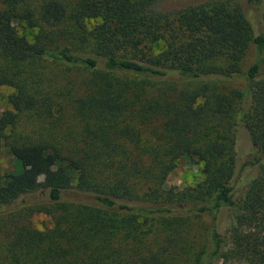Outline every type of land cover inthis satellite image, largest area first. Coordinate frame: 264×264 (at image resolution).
I'll return each instance as SVG.
<instances>
[{
	"label": "trees",
	"instance_id": "1",
	"mask_svg": "<svg viewBox=\"0 0 264 264\" xmlns=\"http://www.w3.org/2000/svg\"><path fill=\"white\" fill-rule=\"evenodd\" d=\"M162 1L0 0L18 165L0 172V264H264V0ZM23 112L41 128L9 138ZM186 155L203 180L164 187Z\"/></svg>",
	"mask_w": 264,
	"mask_h": 264
},
{
	"label": "rangeland",
	"instance_id": "2",
	"mask_svg": "<svg viewBox=\"0 0 264 264\" xmlns=\"http://www.w3.org/2000/svg\"><path fill=\"white\" fill-rule=\"evenodd\" d=\"M31 3L32 7H37L39 0H28ZM205 0H163L159 4V9L162 11H171L174 9H178L184 7L189 4H195ZM99 22L98 19H91L88 24L93 25ZM14 24L20 34L26 35L29 39H32L34 34L37 33V27H29L25 21L23 20H14ZM163 46V41L158 42L157 44H153V51H159ZM253 59V45H250L246 50L245 56L241 62L242 69H246L247 66L252 62ZM48 72L54 73L53 75H57L59 80V85L63 84L66 80V75L72 74V72H67L65 68L62 66H50L48 67ZM75 79L78 80L77 76ZM225 86H243V82L236 80L235 83H223ZM230 84V85H229ZM13 91V88L7 85H0V109L5 110L12 108L8 102V95ZM75 95V94H74ZM73 94L65 99L66 100V111L67 114L70 116V107H72L73 102ZM40 123L35 119L32 118L27 112H23L19 115L17 122L15 125L8 129L9 138L14 137H25L27 135H35L38 129H40ZM18 165L14 161V158L9 153L7 148L5 147L4 143L0 141V172L3 170H10L16 168ZM202 163H195L194 160L190 155L181 156L178 159L174 160L171 170L164 181V187H175V188H187V187H195L198 183H200L204 175L202 173ZM196 192V191H193ZM232 215L230 211L223 213V222H222V230L227 226L229 217ZM195 219L194 224L196 226H201V222ZM205 222V220H203ZM32 223L37 228H42L44 226H49L51 220L46 217L44 214L39 213L35 214L32 217ZM202 238L201 232L198 234L196 238V243H199Z\"/></svg>",
	"mask_w": 264,
	"mask_h": 264
}]
</instances>
